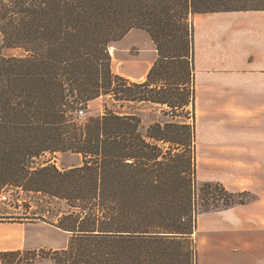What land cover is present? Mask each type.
Wrapping results in <instances>:
<instances>
[{
	"label": "trees",
	"instance_id": "16d2710c",
	"mask_svg": "<svg viewBox=\"0 0 264 264\" xmlns=\"http://www.w3.org/2000/svg\"><path fill=\"white\" fill-rule=\"evenodd\" d=\"M253 2L264 4L0 0L3 46L25 52L8 57L0 49V195L11 186L66 201L69 210L53 225L70 234L65 249L0 251V263L41 257L62 264L59 255L69 262L76 251L75 264H198L199 198L203 211L248 199L234 200L240 193L220 182L196 180L195 121L154 123L144 135L135 114L105 105L103 114L80 122L78 111L101 96L163 104L173 113L190 103L195 109L191 16L264 9L248 7ZM134 28L149 34L158 53L142 82L114 73L109 51ZM54 152L78 154L82 162L64 170L49 162L33 166ZM111 244L112 257L102 258Z\"/></svg>",
	"mask_w": 264,
	"mask_h": 264
},
{
	"label": "crops",
	"instance_id": "0c3cea01",
	"mask_svg": "<svg viewBox=\"0 0 264 264\" xmlns=\"http://www.w3.org/2000/svg\"><path fill=\"white\" fill-rule=\"evenodd\" d=\"M191 22L197 177L254 196L249 203L199 213L197 247L203 232L206 264H264V9L196 13ZM133 34L144 37L143 44L132 39L123 48L121 41ZM124 38L112 46V69L142 82L157 59L154 43L143 29ZM28 224L0 223V251L47 249L28 243ZM199 257L198 250L201 264Z\"/></svg>",
	"mask_w": 264,
	"mask_h": 264
},
{
	"label": "rangeland",
	"instance_id": "374dc122",
	"mask_svg": "<svg viewBox=\"0 0 264 264\" xmlns=\"http://www.w3.org/2000/svg\"><path fill=\"white\" fill-rule=\"evenodd\" d=\"M248 7L251 8H262L264 7L263 3L253 2L248 4ZM191 20L189 21V34H191ZM142 34V33H140ZM143 36V35H141ZM132 39H137L139 43L145 41V38H140L133 34L132 36H128L124 38L120 45L123 48L130 47ZM154 43V42H153ZM118 42H113L110 45L109 51L111 58L117 59L116 55L112 54V46H118ZM154 49H156L154 43ZM153 48V47H152ZM0 49L5 56L12 57H20L25 55V52L19 48H7L3 46V39L0 34ZM135 45H133L132 52L135 54L136 50ZM157 51V50H156ZM158 54V53H157ZM158 56V55H157ZM135 59V58H134ZM121 67L118 66L117 70ZM113 70V69H112ZM115 73V72H114ZM118 74V73H116ZM120 75V74H119ZM122 76V75H121ZM130 80V79H129ZM132 81V80H131ZM192 86L190 84V89L192 90ZM105 105L109 108L115 110L121 114H135L140 118V132L144 135L147 133V129L154 123H166L170 120L178 121L187 123L190 126L194 125V117H195V109L190 103V105L183 111L173 113L172 110L167 105L163 104H154L148 102H116L110 96H101L97 99L90 101L88 105V110H82L84 113L82 116L78 117L79 121L83 122L87 119L88 116H98L103 114L105 110ZM174 114L183 115L182 117L175 116ZM52 163L60 169H69L71 166H74L78 163H81V156L71 152H54V153H45L44 155L40 156L39 158L34 159L33 166H39L45 163ZM196 180L200 183L202 182H219V181H200L197 177V161H196ZM221 183V182H220ZM232 192V191H231ZM237 193V192H233ZM240 193L239 196L235 195L234 200L248 199L247 203L253 201L254 196L251 193L245 192H238ZM2 194L6 196V199L0 200V223H29L25 225L23 230L24 234L28 238V243L32 245L35 249L37 248H47L53 249L55 246H61L62 248H55L53 250H62L68 246V242L70 239V234L62 231L54 226L53 223L57 222L58 217L62 216L69 210L67 202L64 200H60L57 198H51L48 195L37 193V192H26L21 189L15 187H6L2 191ZM198 194L202 196V193L198 191ZM223 202H218V205L222 206ZM235 206V205H234ZM210 210L203 211L205 209V205L203 201L199 198L198 206L196 207L197 213H204L214 211L213 203L208 206ZM39 217L44 218L45 220L39 219ZM38 222V223H34ZM50 223L52 225H47L45 223ZM5 230L0 229V233H4ZM195 235V233H194ZM204 233L202 232L199 235V242H198V250H199V261L201 264H206V250L207 246L204 242ZM195 238V237H194ZM104 250L102 253V258L112 257V244ZM28 250L24 249L23 251ZM1 251H8V250H1ZM28 251H35V250H28ZM208 252V251H207ZM74 259L76 258V251L74 252ZM31 257V255H26ZM58 257V256H57ZM60 260H63L62 264H75V260L66 259L65 255H59L58 257ZM2 264V263H0ZM26 264V263H24ZM27 264H58L54 260L50 258H41L38 257L34 259V261L27 263Z\"/></svg>",
	"mask_w": 264,
	"mask_h": 264
},
{
	"label": "built area",
	"instance_id": "2783aa9c",
	"mask_svg": "<svg viewBox=\"0 0 264 264\" xmlns=\"http://www.w3.org/2000/svg\"><path fill=\"white\" fill-rule=\"evenodd\" d=\"M79 113H80L79 116H82L84 112L80 110ZM3 199H6V196L1 193L0 200H3Z\"/></svg>",
	"mask_w": 264,
	"mask_h": 264
}]
</instances>
